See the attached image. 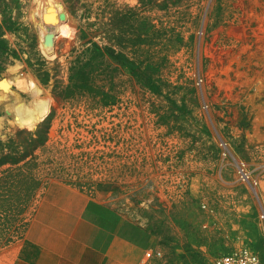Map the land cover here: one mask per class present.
<instances>
[{
  "label": "rangeland",
  "instance_id": "rangeland-1",
  "mask_svg": "<svg viewBox=\"0 0 264 264\" xmlns=\"http://www.w3.org/2000/svg\"><path fill=\"white\" fill-rule=\"evenodd\" d=\"M262 147L264 0H0V264L48 182L157 227L151 264L264 262Z\"/></svg>",
  "mask_w": 264,
  "mask_h": 264
},
{
  "label": "crops",
  "instance_id": "crops-1",
  "mask_svg": "<svg viewBox=\"0 0 264 264\" xmlns=\"http://www.w3.org/2000/svg\"><path fill=\"white\" fill-rule=\"evenodd\" d=\"M159 244L157 227L125 209L48 182L27 211L12 264H143Z\"/></svg>",
  "mask_w": 264,
  "mask_h": 264
},
{
  "label": "built area",
  "instance_id": "built-area-1",
  "mask_svg": "<svg viewBox=\"0 0 264 264\" xmlns=\"http://www.w3.org/2000/svg\"><path fill=\"white\" fill-rule=\"evenodd\" d=\"M256 155L264 159V147L256 151ZM238 179L249 186H257L258 181L254 179L253 172L246 164L240 161V167L237 170ZM259 219L264 222V208H261ZM161 257L159 249H149L145 252L143 264H150L153 259ZM212 264H264L259 255L246 246L237 247L231 251L217 255Z\"/></svg>",
  "mask_w": 264,
  "mask_h": 264
},
{
  "label": "trees",
  "instance_id": "trees-1",
  "mask_svg": "<svg viewBox=\"0 0 264 264\" xmlns=\"http://www.w3.org/2000/svg\"><path fill=\"white\" fill-rule=\"evenodd\" d=\"M13 197L14 191L11 184L0 185V240L8 237V242L14 238V235L10 234L12 218L21 209L13 202Z\"/></svg>",
  "mask_w": 264,
  "mask_h": 264
},
{
  "label": "bare ground",
  "instance_id": "bare-ground-1",
  "mask_svg": "<svg viewBox=\"0 0 264 264\" xmlns=\"http://www.w3.org/2000/svg\"><path fill=\"white\" fill-rule=\"evenodd\" d=\"M56 11H54V9L53 8H47V10L45 11V13L44 14H42L43 15V22L45 23V24H49L50 26L51 25H53V26H55L57 23H58V18H57V16H56V13H55ZM59 16V15H58ZM60 20H61V17H60ZM42 22V23H43ZM44 23H43V25H44ZM58 25V24H57ZM46 27V26H45ZM54 28H56V27H54ZM49 29V28H48ZM47 43V42H46ZM41 114V113H40Z\"/></svg>",
  "mask_w": 264,
  "mask_h": 264
}]
</instances>
